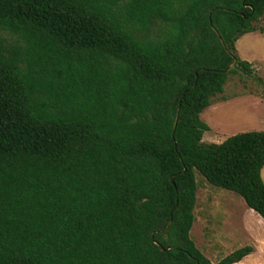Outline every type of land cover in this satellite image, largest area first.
Wrapping results in <instances>:
<instances>
[{
    "label": "trees",
    "instance_id": "trees-1",
    "mask_svg": "<svg viewBox=\"0 0 264 264\" xmlns=\"http://www.w3.org/2000/svg\"><path fill=\"white\" fill-rule=\"evenodd\" d=\"M264 0H0V264H233L195 245L196 172L264 220V131L201 112ZM264 99V78L258 77Z\"/></svg>",
    "mask_w": 264,
    "mask_h": 264
},
{
    "label": "rangeland",
    "instance_id": "rangeland-1",
    "mask_svg": "<svg viewBox=\"0 0 264 264\" xmlns=\"http://www.w3.org/2000/svg\"><path fill=\"white\" fill-rule=\"evenodd\" d=\"M264 27V19L257 23ZM239 58L251 62L253 73L229 75L223 92L200 114L209 126L204 142L221 143L231 135L245 131H264V99L257 78H264V33L253 31L236 41ZM264 181V167L261 170ZM195 220L191 237L212 262L236 248L251 245L246 264H264V220L251 210L238 194L210 185L196 172Z\"/></svg>",
    "mask_w": 264,
    "mask_h": 264
},
{
    "label": "crops",
    "instance_id": "crops-1",
    "mask_svg": "<svg viewBox=\"0 0 264 264\" xmlns=\"http://www.w3.org/2000/svg\"><path fill=\"white\" fill-rule=\"evenodd\" d=\"M252 210V209H251ZM254 211V210H253ZM247 259V257H244L241 261L237 262V263H233V264H246L245 260Z\"/></svg>",
    "mask_w": 264,
    "mask_h": 264
}]
</instances>
